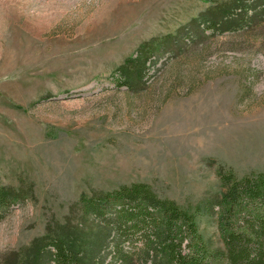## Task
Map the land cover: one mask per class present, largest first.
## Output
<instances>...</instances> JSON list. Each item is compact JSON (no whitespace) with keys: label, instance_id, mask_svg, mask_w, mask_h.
<instances>
[{"label":"rangeland","instance_id":"1","mask_svg":"<svg viewBox=\"0 0 264 264\" xmlns=\"http://www.w3.org/2000/svg\"><path fill=\"white\" fill-rule=\"evenodd\" d=\"M232 0H0V264L80 200L145 183L194 211L219 171H264V20L221 33ZM130 85H125V82ZM210 251L217 216L199 218ZM86 226V227H87Z\"/></svg>","mask_w":264,"mask_h":264},{"label":"trees","instance_id":"2","mask_svg":"<svg viewBox=\"0 0 264 264\" xmlns=\"http://www.w3.org/2000/svg\"><path fill=\"white\" fill-rule=\"evenodd\" d=\"M204 18L206 29H244L264 20V0H232ZM219 176L224 192L194 211L145 183L83 195L80 209L94 226L58 223L5 264H264V171L239 178L220 170ZM25 200L20 191L0 187V221ZM203 215L217 216L222 248L206 247Z\"/></svg>","mask_w":264,"mask_h":264}]
</instances>
